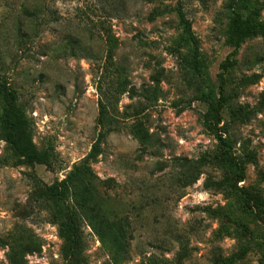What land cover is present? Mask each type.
<instances>
[{
  "label": "rangeland",
  "instance_id": "rangeland-1",
  "mask_svg": "<svg viewBox=\"0 0 264 264\" xmlns=\"http://www.w3.org/2000/svg\"><path fill=\"white\" fill-rule=\"evenodd\" d=\"M235 4L244 16L257 12L260 28L233 52ZM179 8L215 93L221 63L229 54L234 61L222 125L245 169L237 184L232 177L206 186L231 174L201 162L218 151V138L204 124L207 104L192 84L200 80L186 65L193 47ZM0 73L19 93L35 146L52 154L50 167L28 162L0 125V264H70L55 203L42 192L84 159L103 129L92 168L105 180L111 217H128L129 251L116 263L81 218L78 264H264V220L243 192L264 199V0H0ZM236 110L252 113L238 119ZM193 166L198 178L188 183L182 174Z\"/></svg>",
  "mask_w": 264,
  "mask_h": 264
},
{
  "label": "trees",
  "instance_id": "trees-1",
  "mask_svg": "<svg viewBox=\"0 0 264 264\" xmlns=\"http://www.w3.org/2000/svg\"><path fill=\"white\" fill-rule=\"evenodd\" d=\"M180 22L188 42L192 44V53L186 59V65L193 75L200 81H192L200 99L207 104V111L204 114V124L217 134L218 151L205 155L201 162L214 161L227 167L231 176L218 181H207L206 186H218L230 184L232 177L235 183L245 179V169L242 162L236 160L232 152L233 141L224 136V124L222 111L226 106L229 96L225 94L226 74L234 61L230 54L221 63V71L218 74L220 85L215 93L214 89L205 82V64L201 58L200 40L196 36L191 20L185 12L178 9ZM257 12L251 10L244 16L237 4H235L230 17L229 31L235 40V52L241 43L259 31L260 24L255 22ZM134 91V89H133ZM0 100L3 105L0 115L2 135L14 153L22 156L28 162L45 164L51 166V153L48 149H38L32 138V126L26 115L25 108L19 101V93L6 77L0 73ZM104 109V108H103ZM252 110H236L235 117L242 118L250 115ZM99 123L105 127L106 120L104 111L101 110ZM221 124V126H220ZM109 129L101 130L98 139L92 145L90 152L84 159L76 164L63 179H56L53 183L47 184L42 194L53 200L56 206V217L60 225V231L66 241V254L70 264H78L82 248L81 218L99 236L111 252L116 263L124 261L128 253L130 243L128 217L112 218L105 206V193L101 179L92 168L101 153L102 138L107 135ZM188 171V172H187ZM182 174V177L192 183L198 178L197 167L193 166ZM187 172V173H186ZM244 196L249 208L259 220H264V199L260 192L244 189Z\"/></svg>",
  "mask_w": 264,
  "mask_h": 264
}]
</instances>
